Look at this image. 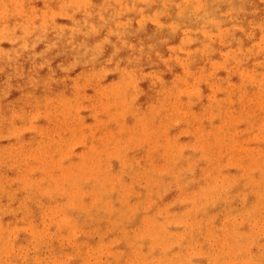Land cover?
I'll use <instances>...</instances> for the list:
<instances>
[{"label":"bare ground","instance_id":"1","mask_svg":"<svg viewBox=\"0 0 264 264\" xmlns=\"http://www.w3.org/2000/svg\"><path fill=\"white\" fill-rule=\"evenodd\" d=\"M118 147L106 186L99 152ZM168 177L167 212L144 210ZM107 227L118 253L90 236ZM47 231L87 234L74 264L175 263L172 245L182 264H264V0H0V264H64L54 242L17 254Z\"/></svg>","mask_w":264,"mask_h":264},{"label":"rangeland","instance_id":"2","mask_svg":"<svg viewBox=\"0 0 264 264\" xmlns=\"http://www.w3.org/2000/svg\"><path fill=\"white\" fill-rule=\"evenodd\" d=\"M108 80L109 81L112 80L111 75L108 76ZM149 114L153 115L154 111L149 112ZM167 117H171V116L167 115ZM154 119L155 118H153V119L150 118V120H152L150 122H152V123L154 122L153 126L151 128L152 129L151 132L158 133L159 128L168 129V128H166L167 124H165V123L160 124L159 122H157ZM50 122L53 123L54 133L56 134L57 133L56 130H59L58 113H55L52 115V119L50 120ZM138 124H140V123H138ZM176 125H177L176 127L179 126V124H176ZM93 126L94 125H92L88 120H85L82 125H78L77 127L79 129V132H83L85 130L91 129V134H94L96 132L95 131L96 127L94 128ZM101 129H102V125H101ZM168 131H170V129H168ZM107 133L109 134V133H111V131H109ZM95 135L97 137H99V138H97L98 140H104L105 139V135L101 136L100 131L95 133ZM106 136H107V134H106ZM173 136L175 138H179L183 142L188 140V138H186L184 135H182L180 133L173 135ZM216 143H217V139L214 140L212 146L214 148H216L217 151H219ZM49 145H51V144H49ZM114 150H116V148H114ZM99 153H100V156H102L104 158V161H105V164H101V166L99 167L101 169L100 173H103L101 179H102V183L107 186L108 184H110V178L109 177H113V176H110L111 173L121 169L120 163L127 161V153L124 150L122 151L119 147L117 148V151L115 153L104 152L103 150H100ZM50 154L40 156L38 158L39 163L46 164L49 160ZM112 155H114V156L111 157ZM137 161H140L139 163L142 162L140 157L137 158ZM65 171H67V173L71 175V174L78 173L80 170L78 168V165L75 164V165H72V166L68 167L67 169H65ZM137 180L142 182L143 184H148V186H152L154 184V182H153L154 179L151 175L148 177L138 176ZM79 182L81 185H78V186L84 187L82 189H79L80 195H81L83 193V191L85 193L86 190H85L84 185H85V182H88V181H87V179H84V180L79 181ZM165 182H166V186L164 189L160 190V193H159L160 195H158L159 196L158 198H156L154 195H152L150 193L146 194V196L144 197L145 203L142 206V208L144 210H146V211L160 210L158 213H162V212L166 213L167 212V208L169 205L168 203L175 197L174 192H176L177 187L174 186V182L171 181V177L166 178ZM191 190H192V193H190V195L192 196L193 199L197 200L196 199V198H198V196L196 195L197 193L194 191L193 188H191ZM192 194H195L196 196H194ZM134 197H136V196L134 195ZM72 202H73L72 200H69L67 202V205L66 206L64 205V207H62L60 212L56 214V215H58V218L64 216V214H69V216H72V217H70L72 220L76 218V211L78 210L77 208H80V206H79L80 203H79V201H74L73 203ZM175 207H177V206H175ZM132 214H133V212H132ZM6 217H7V219L9 218V216H6ZM130 217H131V215H130ZM158 231H159V229H158ZM86 235L87 234L82 233V235H81L82 240L79 242V246L77 247L76 244H74L75 240H72L69 242L67 240V238L62 236L61 234L56 235L53 233H49V231H47L44 240H42L40 237H38V240H41V241H35L37 244L32 243L30 246H27L25 249L18 250L17 254L20 257H24L27 254H29V256H31L33 254V251H34V247L43 246L45 254L48 255L49 249L51 248V245L49 243L54 242L55 246H57L56 251H57V255H58L59 259L62 260L64 264H74L76 257H78L81 253L79 251L82 247L83 242H85V244L87 245L86 239H85ZM90 236H91V238L93 237L96 240H102L103 243L105 244L104 245L106 247L105 251L107 253L108 252L118 253L120 250V249H118L120 247L119 242L122 241V238H124L122 233L119 232L117 234L114 230L111 229V227H107V228H104L101 230L93 229L90 231ZM118 237H120V239H118ZM161 246L162 245H160V244L157 245V247L159 248V254L164 256L165 251L162 250L163 248ZM172 246L175 248V245H172ZM174 248L172 250L174 251L173 261H175V263L179 262V264H182V262H183L182 258L183 257H186V259L184 260L185 262H187L188 257L190 260L193 259V257H192L194 255L193 250H189L188 254L185 255V253L181 249L174 250ZM252 251L256 253L257 248L254 246ZM166 262H168V261H166ZM175 263L170 261L168 264H175ZM21 264H29V263L28 262H22ZM117 264H121V263H117ZM229 264H232V263L229 261ZM236 264H238V263H236Z\"/></svg>","mask_w":264,"mask_h":264}]
</instances>
